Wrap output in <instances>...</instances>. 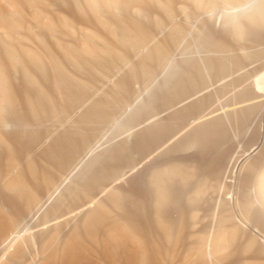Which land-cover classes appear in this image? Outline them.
<instances>
[{"label":"bare ground","instance_id":"1","mask_svg":"<svg viewBox=\"0 0 264 264\" xmlns=\"http://www.w3.org/2000/svg\"><path fill=\"white\" fill-rule=\"evenodd\" d=\"M263 44L264 0H0V264H264Z\"/></svg>","mask_w":264,"mask_h":264},{"label":"rangeland","instance_id":"2","mask_svg":"<svg viewBox=\"0 0 264 264\" xmlns=\"http://www.w3.org/2000/svg\"><path fill=\"white\" fill-rule=\"evenodd\" d=\"M253 44H254V43H253ZM253 44H251V45H253ZM255 45H257V44H255ZM255 45H254V46H255ZM263 45H264V44H263ZM249 46H250V45H248V47H249ZM259 47H261V46H260V45H257V46H255V49H259ZM250 48L253 50V48H252L251 46L249 47V49H250ZM255 49H254V50H255ZM262 49L264 50V47H263V46H262ZM263 57H264V56H263ZM263 57H260V58H263ZM260 58H259V59H260ZM254 59H255V60H254ZM259 59H258V57H257V58H256V57H255V58H252V59H250V61H249V60L246 61V62L243 64L244 66H242V65L239 66L240 69L243 67V68H242L243 70H242V69H241V70H242V72H245V73H244L245 76H244V75H241V72H240L239 74H236V75H235V76H238V75H239V80L241 79V80H240V81H241L240 83H243V84H239L240 86H239V85H236L237 88H239V87L243 86L244 84H246V82H245L246 80H248V79L250 80V78L253 80V78H255V77H257L258 75H260V74L263 73V71H264V62H263V61H264V58H263V61H262L261 59H260V60H259ZM256 60H257V61H256ZM261 63H262L263 65H262ZM247 65H249V67H248ZM250 66H251V67H250ZM245 68H246L247 72H246ZM247 68H250V69H247ZM240 69H239V68L237 69L238 72H239ZM251 69H253V70H251ZM237 70H234L233 73H229V74H231V76H232V74L234 75V72H237ZM248 70H249V72H248ZM250 71H251V72H250ZM238 72H237V73H238ZM253 72H254V73H253ZM246 73H247L248 76L246 75ZM251 73H252L253 75H251ZM229 74H227V77H228ZM242 74H243V73H242ZM249 74H250V75H249ZM240 75H241V76H240ZM229 76H230V75H229ZM242 76H243V77H242ZM249 76H250V77H249ZM225 77H226V75L224 76V78H223L224 80H223V81H225ZM227 77H226V78H227ZM233 77H234V76H233ZM244 77H245V78H244ZM228 78L230 79L231 77H228ZM244 79H246V80H244ZM226 80H227V79H226ZM239 80H238V81H239ZM249 80L247 81L248 83L251 81V80H250V81H249ZM220 81H222V80H220ZM238 81H237V82H238ZM228 93H230V92H226V95H227V96L229 95ZM224 95H225V94H223V96H224ZM226 95H225L224 97H223V96H221V97H223V98L226 99ZM223 98H222V100H218L220 103H217L218 101H217L216 103H214V105H215V106L213 105V106H214V109H217L218 111H220V110H222V109H226L227 107L229 108V107L231 106V105H228L229 103L226 102L225 100H223ZM219 99H220V98H219ZM221 101H222V102H221ZM224 101H225L226 103H225ZM224 103H225V104H224ZM219 104H220V106L222 105L223 107L221 106L222 108H218V107H220ZM216 105H218V106H216ZM225 106H226V108H224ZM212 109H213V107H212ZM255 116H256V117H255ZM259 116H260V115H259V114H256V113L252 115V119H253V121H250V119H249L248 122H250L251 124L247 123V124H249V130H250V132H249V131L246 132L248 135H247L245 132H243V131L241 132V129H240L239 132H240V133H243V134L241 135V134L238 132L239 135H238L237 139H236V140L234 139L233 141H231V142L229 143V144H231V145H227V146H226V148H225V151H226V152L234 151L233 148H235V150L237 149L236 152L239 154V153H241V152L243 151V149H244V147L246 146V143H247L248 140H250V139L256 140V139H257L258 123H259L260 118H261V117H259ZM253 117H255V119H254ZM256 118H258L259 121H256V122H255V120H257ZM253 122H255V124H254ZM252 123H253V124H252ZM254 125H255V126H254ZM256 125H257V126H256ZM251 126H252V128H250ZM101 127H105L106 129L103 128L102 131H100V130H101ZM101 127L97 128L96 130H93V133H94V134H95V133L97 134V133H98L97 131H99V132H101V135H102V132H103V134H104V135H102L103 138L101 137V135L98 136V137H101V139L99 138V139L101 140L100 142H102V141L104 142L105 139H107V138H106V137L108 136L107 134H110V135H111V133H110L109 131L107 132V128H108L107 126H101ZM99 129H100V130H99ZM105 132H106V133H105ZM244 133H245V134H244ZM249 133H250V134H249ZM94 134H92V135H94ZM96 134L94 135L95 137L97 136ZM99 134H100V133H99ZM110 135H109L108 137H110ZM250 135H251V136H250ZM94 136H93V138L95 139ZM243 136H245V137H243ZM246 137H247V139H245ZM251 137H252V138H251ZM96 138H97V137H96ZM99 139H97V140H99ZM244 139H245V140H244ZM95 140H96V139H95ZM243 141H244V143H243ZM227 150H228V151H227ZM239 150H241V152H240Z\"/></svg>","mask_w":264,"mask_h":264}]
</instances>
